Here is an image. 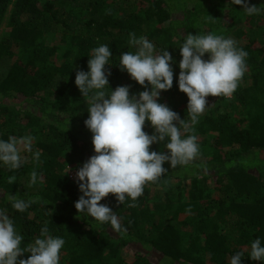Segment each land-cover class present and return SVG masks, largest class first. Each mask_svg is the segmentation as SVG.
I'll return each instance as SVG.
<instances>
[{
	"label": "trees",
	"instance_id": "trees-1",
	"mask_svg": "<svg viewBox=\"0 0 264 264\" xmlns=\"http://www.w3.org/2000/svg\"><path fill=\"white\" fill-rule=\"evenodd\" d=\"M246 2L259 14L249 16L231 0H0V30L6 23L0 37V140L33 138L31 151L20 146L18 169L0 162V210L24 237L21 247L39 238L47 223L50 235L65 240L60 264H126L125 251L128 264H230L237 253L241 264H264L249 258L255 239L264 246V0ZM130 33L146 37L157 54L172 55L173 87L158 102L185 120L188 98L178 88L185 36L223 35L248 55L233 95L206 98L193 126L197 159L175 168L165 162L167 173L144 187L136 207H128L130 198L118 204L113 195L101 201L127 229L121 236L77 213L82 193L67 171L95 154L84 123L86 99L75 85L76 72L88 71L92 49L107 45L112 51L110 89L130 86V95L145 90L119 67L124 52L136 51ZM144 131L154 133L147 122ZM167 142L151 150L166 151ZM10 195L34 202L18 212Z\"/></svg>",
	"mask_w": 264,
	"mask_h": 264
},
{
	"label": "clouds",
	"instance_id": "clouds-1",
	"mask_svg": "<svg viewBox=\"0 0 264 264\" xmlns=\"http://www.w3.org/2000/svg\"><path fill=\"white\" fill-rule=\"evenodd\" d=\"M231 2L241 6L249 16L260 12L259 7L249 6L246 0ZM129 35V45L136 51L124 52L119 57V67L145 88L144 91L130 95V86L110 89L111 72L106 71V66L112 51L107 45L92 49L88 71L78 70L75 76V85L86 99L88 118L84 123L92 134L95 154L75 173L82 195L74 206L78 214L86 212L99 224H109L112 231L121 236L126 235L127 229L122 227L116 213L101 201L113 195L118 204L130 198L132 203L128 207H136L144 187L167 173L163 167L165 162L175 168L197 159L200 147L193 126L205 112L206 98L233 95L247 70L248 55L237 47L235 40L223 35L189 33L185 36L179 48L182 59L178 65V88L188 98L189 120H185L158 102L161 92L173 87L172 55L167 50L157 54L146 37ZM146 122L154 129L152 135L144 131ZM32 139L30 136H9L7 141L0 140V162L9 170L18 169L21 166L20 146L31 151ZM165 140L168 141L166 151L151 150L153 144ZM34 160H39V152L35 153ZM30 175L31 183L35 184L37 172L33 170ZM15 179V176L9 177L8 183H14ZM8 200L18 212H24L34 202H26L17 195H10ZM23 241L13 220L5 210H0V264H60L65 240L50 235L47 223L39 238L21 247ZM25 254L27 258L21 259ZM241 256V253L235 254L230 264H241ZM249 258L264 261V246L259 238L251 243Z\"/></svg>",
	"mask_w": 264,
	"mask_h": 264
},
{
	"label": "rangeland",
	"instance_id": "rangeland-1",
	"mask_svg": "<svg viewBox=\"0 0 264 264\" xmlns=\"http://www.w3.org/2000/svg\"><path fill=\"white\" fill-rule=\"evenodd\" d=\"M5 27H6V23L3 24L2 27H1L0 37H1V35H2L3 31H4V29H5ZM57 36H58V34L55 33L54 34V38H56ZM239 42H240V44H244V42L242 40H240ZM21 150H22V148H20V156H21ZM184 185L188 186V182H184ZM122 257L126 260V264H128V261L130 260L129 253H127L126 251L123 252ZM154 261H155V263H157L156 260H154Z\"/></svg>",
	"mask_w": 264,
	"mask_h": 264
},
{
	"label": "built area",
	"instance_id": "built-area-1",
	"mask_svg": "<svg viewBox=\"0 0 264 264\" xmlns=\"http://www.w3.org/2000/svg\"><path fill=\"white\" fill-rule=\"evenodd\" d=\"M75 173H76V171H71V170H68V171H67L68 177H69V179H70L72 182H75V181H76Z\"/></svg>",
	"mask_w": 264,
	"mask_h": 264
}]
</instances>
